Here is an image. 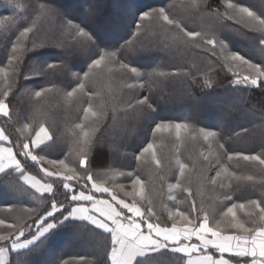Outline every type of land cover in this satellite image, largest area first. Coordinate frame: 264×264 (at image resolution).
I'll return each mask as SVG.
<instances>
[{"label": "snow or ice", "instance_id": "6c2138e0", "mask_svg": "<svg viewBox=\"0 0 264 264\" xmlns=\"http://www.w3.org/2000/svg\"><path fill=\"white\" fill-rule=\"evenodd\" d=\"M19 7L0 15V264H41L61 229L102 255L54 264H154L165 255L183 264H264V138L259 151H233L229 142L247 128L201 126L198 113L162 118L155 86L180 77L211 90L219 69L234 91L264 92V59L232 50L230 39L244 35L264 51V7L183 0L177 14L173 0H120L114 9L105 0H34L32 16ZM150 35L163 40L145 44ZM189 50L204 55L203 68L190 64ZM53 96L76 109L67 127L50 119L45 101ZM188 98L225 120L238 111L232 99ZM120 117L131 121L122 146L136 165L101 171L96 151ZM133 135L140 142L128 144ZM240 189L259 196L241 200ZM6 197L46 203L24 208Z\"/></svg>", "mask_w": 264, "mask_h": 264}, {"label": "trees", "instance_id": "16d2710c", "mask_svg": "<svg viewBox=\"0 0 264 264\" xmlns=\"http://www.w3.org/2000/svg\"><path fill=\"white\" fill-rule=\"evenodd\" d=\"M34 0H0V15H9L13 10V5L19 4L20 7L16 9L23 16H32L31 6ZM65 7L73 4L74 0H59ZM110 8H115L120 0H105ZM148 2V0H146ZM176 3L177 14H183L184 9L181 7L183 0H173ZM242 3L252 6L254 9L264 7V0H241ZM197 24L200 21H195ZM43 29L48 30L50 22L46 18H41L37 21ZM232 40V50L239 51L241 54L246 55L248 58L253 59L256 62H260L264 59V51L250 39L244 35L230 36ZM163 40L161 36H148L144 38L145 44H155ZM4 46L0 44V60L4 59ZM190 64L194 67L203 68L204 55L199 50H189L184 53ZM149 61H145L148 63ZM171 65H164L162 70L165 72L171 71ZM213 88L211 90L202 89L199 82L193 83L190 79L185 82L183 78H174L163 82L157 78L156 87L159 88L164 94V100L159 101L161 104L160 117L178 120L185 117H195L199 114L201 126H212L215 130H220L222 127L225 133L240 132L241 128H247V133H242L239 137L229 142V147L233 151H259V143L264 138V129H261L259 125L264 124V92L259 89L253 90H233L230 85L232 77L227 75L225 71L217 69L210 73ZM107 90V84L102 85ZM196 94L205 97V100L211 98L216 101L234 100L238 111L233 113L232 117L225 120L219 113L210 112L205 103H201L199 106L196 102L189 99V94ZM45 104L49 106L50 119H54L57 123L63 127H67L71 122L77 119V112L75 108L63 107L57 103L55 96L45 101ZM122 107V106H121ZM131 121H125L123 117L117 121L115 126L107 130L104 134V144L96 151L95 167L99 170H107L109 166L112 167H135L136 161L125 156V153H130L131 148H125L122 145L125 143L123 136L127 130L131 129ZM10 131H12L10 129ZM167 135V134H165ZM141 137L133 135L126 141L128 144L139 143ZM191 145H180L181 152H186L191 149ZM170 150L174 149V146L169 144ZM67 149H65V153ZM239 171H251L241 166ZM259 194L250 195L246 189H240L236 193V198L241 200L247 198H258ZM13 204H19L20 207H35L36 203H39L41 207L46 201L30 202L27 198L18 201L12 197H6ZM207 203V196L204 197ZM179 207L185 208L186 205L178 204ZM5 216V206L0 204V218ZM167 214L164 213L162 219H166ZM102 255V249H98L91 242L81 239L77 233L71 229H61L59 235L53 245V251L37 257L41 264H54L55 260L59 256H63L66 259L75 258L78 261L80 256H85L88 260L92 261L97 256ZM154 264H183V261L178 257L165 255L157 257Z\"/></svg>", "mask_w": 264, "mask_h": 264}, {"label": "rangeland", "instance_id": "374dc122", "mask_svg": "<svg viewBox=\"0 0 264 264\" xmlns=\"http://www.w3.org/2000/svg\"><path fill=\"white\" fill-rule=\"evenodd\" d=\"M70 5H72V4H70ZM70 5H68V6H70Z\"/></svg>", "mask_w": 264, "mask_h": 264}]
</instances>
